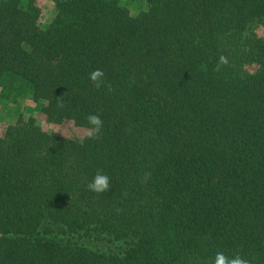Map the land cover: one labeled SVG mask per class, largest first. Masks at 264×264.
<instances>
[{"label":"trees","instance_id":"1","mask_svg":"<svg viewBox=\"0 0 264 264\" xmlns=\"http://www.w3.org/2000/svg\"><path fill=\"white\" fill-rule=\"evenodd\" d=\"M38 1L0 0V86L83 133L0 127V264H264V0Z\"/></svg>","mask_w":264,"mask_h":264},{"label":"rangeland","instance_id":"2","mask_svg":"<svg viewBox=\"0 0 264 264\" xmlns=\"http://www.w3.org/2000/svg\"><path fill=\"white\" fill-rule=\"evenodd\" d=\"M37 5L42 10L41 23L47 27L56 16V5L52 1L39 0ZM123 5L128 7L134 15L147 7L143 0H123ZM264 34V30L261 31ZM42 105L34 101L27 84L16 80H8L0 86V127L4 125H15L19 120L35 118L38 124L51 134H63L67 136H78L82 130L71 125L56 126L50 124L41 113Z\"/></svg>","mask_w":264,"mask_h":264},{"label":"clouds","instance_id":"3","mask_svg":"<svg viewBox=\"0 0 264 264\" xmlns=\"http://www.w3.org/2000/svg\"><path fill=\"white\" fill-rule=\"evenodd\" d=\"M104 73L101 70H96L90 74V79L96 84L97 87H100L103 82ZM88 121L91 125L94 126L95 131L99 132L102 126V121L96 115H90ZM89 190L95 193H105L110 190V178L98 172L92 182L88 184ZM214 264H247V261L242 259L239 256L235 258H228L222 253H217L215 257Z\"/></svg>","mask_w":264,"mask_h":264}]
</instances>
